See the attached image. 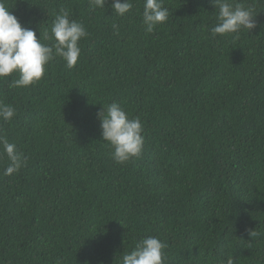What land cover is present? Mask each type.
I'll list each match as a JSON object with an SVG mask.
<instances>
[{
  "label": "trees",
  "instance_id": "obj_1",
  "mask_svg": "<svg viewBox=\"0 0 264 264\" xmlns=\"http://www.w3.org/2000/svg\"><path fill=\"white\" fill-rule=\"evenodd\" d=\"M241 2L256 27L234 40L212 37L211 0H164L152 33L144 0L123 17L112 0H5L38 39L61 8L88 36L72 69L56 57L35 85L0 80L16 110L0 134L27 157L10 176L0 160V264H120L149 236L164 264H264V0ZM112 102L143 124L126 164L101 136Z\"/></svg>",
  "mask_w": 264,
  "mask_h": 264
},
{
  "label": "clouds",
  "instance_id": "obj_2",
  "mask_svg": "<svg viewBox=\"0 0 264 264\" xmlns=\"http://www.w3.org/2000/svg\"><path fill=\"white\" fill-rule=\"evenodd\" d=\"M92 9L104 8L107 0H88ZM216 9L215 26L210 32L213 38L234 34L238 40L242 30L249 32L256 27L254 10L241 0H211ZM113 13L123 17L133 7L132 0H112ZM169 10L164 0H144L142 23L146 33H152L157 25L168 20ZM118 32L119 25L113 24ZM88 33L84 25L70 19L69 11L61 8L52 20L50 30L37 38L36 30L24 27L18 18L9 11L5 0H0V80L13 74L17 78L8 83L9 88L29 87L38 83L46 73V66L56 57L61 58L65 67L72 69L77 65L80 54V40ZM16 115L14 107L0 102V121H11ZM100 120L101 136L111 149V158L117 164H126L139 157L144 137L140 117L130 118L125 109L118 103L102 105L97 112ZM0 160L5 161L3 174L10 176L27 164V157L17 150L15 143L6 135L0 134ZM250 236L257 233L253 230ZM168 245L158 237L149 236L138 240L134 248L124 253L120 264H164V249ZM59 264V262H58ZM226 264H235V258L229 256Z\"/></svg>",
  "mask_w": 264,
  "mask_h": 264
}]
</instances>
